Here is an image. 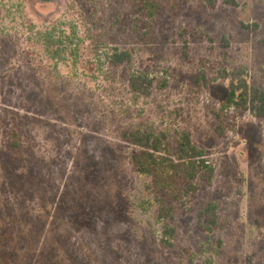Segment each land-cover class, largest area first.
Instances as JSON below:
<instances>
[{"label": "rangeland", "instance_id": "rangeland-1", "mask_svg": "<svg viewBox=\"0 0 264 264\" xmlns=\"http://www.w3.org/2000/svg\"><path fill=\"white\" fill-rule=\"evenodd\" d=\"M145 1L0 0V264H264V119L225 105L221 77L244 68L264 90V0ZM53 27L59 58L35 36ZM113 49L130 62L108 63ZM136 72L151 95L131 90ZM138 127L173 149L188 133L214 169L164 197L166 219L131 164Z\"/></svg>", "mask_w": 264, "mask_h": 264}, {"label": "trees", "instance_id": "trees-1", "mask_svg": "<svg viewBox=\"0 0 264 264\" xmlns=\"http://www.w3.org/2000/svg\"><path fill=\"white\" fill-rule=\"evenodd\" d=\"M206 1L209 5H214L212 0ZM226 3L234 6L237 4L235 0H226ZM147 7L150 9V4L144 0L143 8ZM148 15H151V11L148 12ZM242 26L248 28L244 24ZM54 34L55 27L38 30L35 36L36 39L43 38L42 45L50 52L52 58H59L64 50L59 48L61 40L55 38ZM108 54L107 61L114 66L129 63L131 60L130 53L127 51L113 49ZM221 77L230 79L225 105L238 110H249L257 118L264 119V90L248 82L246 69L223 71ZM128 83L133 92L144 97L151 95L153 79L148 76L147 72L131 73ZM123 137L137 148L130 157L133 168L139 174L152 178V188L159 194L156 197L159 203V219L170 217L173 209L164 201V197L170 195L175 199L180 198L179 195L175 194L174 196V193L179 191L178 188H175L177 184L183 186L180 191L188 196L199 189L200 180L205 184L211 183L214 169L204 158V150L192 143L188 133L184 132L181 135L178 145L174 149L164 134H155L151 130H144L140 127L126 130L123 132ZM10 168L13 169L14 166L12 165ZM29 173L31 176H38L36 171L31 170ZM198 219L202 229L207 235H210L218 223L216 203L212 201L204 203L198 211ZM163 232L173 235L174 229L167 226ZM169 244L167 238L161 239L163 247H167Z\"/></svg>", "mask_w": 264, "mask_h": 264}]
</instances>
